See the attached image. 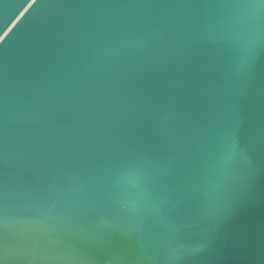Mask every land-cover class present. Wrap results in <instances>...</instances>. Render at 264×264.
Returning <instances> with one entry per match:
<instances>
[{
    "label": "water",
    "instance_id": "1",
    "mask_svg": "<svg viewBox=\"0 0 264 264\" xmlns=\"http://www.w3.org/2000/svg\"><path fill=\"white\" fill-rule=\"evenodd\" d=\"M0 264H264V0H0Z\"/></svg>",
    "mask_w": 264,
    "mask_h": 264
}]
</instances>
